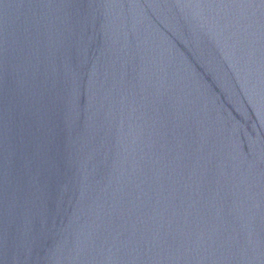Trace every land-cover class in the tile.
<instances>
[{
	"label": "water",
	"instance_id": "95a60500",
	"mask_svg": "<svg viewBox=\"0 0 264 264\" xmlns=\"http://www.w3.org/2000/svg\"><path fill=\"white\" fill-rule=\"evenodd\" d=\"M0 264H264V0H0Z\"/></svg>",
	"mask_w": 264,
	"mask_h": 264
}]
</instances>
